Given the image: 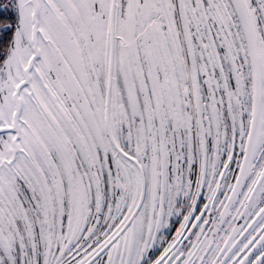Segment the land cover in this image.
Masks as SVG:
<instances>
[{
	"label": "snow or ice",
	"instance_id": "6c2138e0",
	"mask_svg": "<svg viewBox=\"0 0 264 264\" xmlns=\"http://www.w3.org/2000/svg\"><path fill=\"white\" fill-rule=\"evenodd\" d=\"M0 264H264V0H0Z\"/></svg>",
	"mask_w": 264,
	"mask_h": 264
}]
</instances>
